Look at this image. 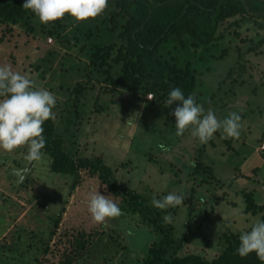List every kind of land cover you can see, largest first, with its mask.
Wrapping results in <instances>:
<instances>
[{"label": "rangeland", "instance_id": "rangeland-1", "mask_svg": "<svg viewBox=\"0 0 264 264\" xmlns=\"http://www.w3.org/2000/svg\"><path fill=\"white\" fill-rule=\"evenodd\" d=\"M107 18L103 12L81 23L68 16L42 24L33 14L0 23V65L56 95L54 136L71 158H101L150 205L169 192L183 194V206L163 210L173 216L177 253L212 260L225 247L224 236H240L255 218L264 220V48L247 51L255 29L235 36L230 28L199 66L196 103L219 120L236 112L242 124L238 139L218 131L201 144L191 129L176 136L175 103L168 106L120 81L122 64L113 60L120 30L112 31ZM94 44L114 45L107 65H90ZM207 54L198 49L190 57L196 64ZM21 152L26 148L0 151V264H143L158 236L97 175L54 173L47 159L29 165ZM25 166L31 171L17 183L12 170ZM96 191L112 197L122 215L95 224L88 200Z\"/></svg>", "mask_w": 264, "mask_h": 264}, {"label": "trees", "instance_id": "trees-1", "mask_svg": "<svg viewBox=\"0 0 264 264\" xmlns=\"http://www.w3.org/2000/svg\"><path fill=\"white\" fill-rule=\"evenodd\" d=\"M24 2L0 0V23L15 24L32 16L34 13L23 9ZM104 12L111 30H120L118 38L121 43L113 58L122 64L120 81L128 82L133 89L139 87L155 94L156 101L167 100L170 91L178 87L185 98L193 95L196 102L199 66L210 60L217 41L230 28L235 36L243 28L255 29L256 39L252 40L247 51L261 53L264 48V0H108ZM198 49L209 55H198L196 64H193L190 56H195ZM113 50L112 44L92 45L90 65H107ZM225 53L226 48H223L221 56ZM234 70L230 68L227 75L231 76ZM235 80L233 77V83ZM174 103L175 108L180 106L179 102ZM43 128L46 140L43 151L51 157L52 172L76 175L87 170L97 175L105 188L121 199L127 211L137 214L151 226L158 240L147 249L143 264H262L255 253L244 258L236 254L239 235L224 236L225 247L212 260L194 254L179 256L177 252L181 244L173 237L172 225L164 223L163 210L154 208L134 189L120 183L101 158H71L64 151L62 140L54 136L53 120L46 121ZM196 168L207 170L200 163ZM86 243L84 240L79 244L80 250L85 249Z\"/></svg>", "mask_w": 264, "mask_h": 264}, {"label": "clouds", "instance_id": "clouds-1", "mask_svg": "<svg viewBox=\"0 0 264 264\" xmlns=\"http://www.w3.org/2000/svg\"><path fill=\"white\" fill-rule=\"evenodd\" d=\"M22 7L34 13L42 24L53 23L66 15L81 23L103 14L108 7V0H25ZM150 95L152 99L155 98V94ZM56 102L55 94L35 87L28 76L13 71L10 66L0 65V151L14 153L26 148V153L21 152L20 158L29 165L45 159L50 162L51 157H46L42 151L46 146L43 125L46 121L56 119L53 111ZM174 102L180 104L172 113L176 121V136H182L191 129V136L201 144L208 143L218 131H222L227 138H239L242 124L241 116L236 112L219 120L212 110L205 112L203 105L197 104L193 95L185 98L178 87L170 91L166 101L168 106ZM159 147L167 151L163 145ZM30 171L27 166L14 167L12 170L17 183H22ZM164 186H167L166 178ZM184 200L183 194L169 192L160 199L153 198L151 203L156 209L167 210L183 206ZM88 212L98 225L122 215L112 197L100 195L97 191L90 195ZM239 215H243L242 210ZM163 221L165 224L172 223V214L165 215ZM249 229L240 234L236 254L244 258L255 253L264 264V220L255 218Z\"/></svg>", "mask_w": 264, "mask_h": 264}]
</instances>
